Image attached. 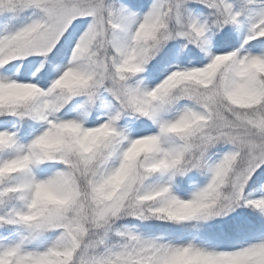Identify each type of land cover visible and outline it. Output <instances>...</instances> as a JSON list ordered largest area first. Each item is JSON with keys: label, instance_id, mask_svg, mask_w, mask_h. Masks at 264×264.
<instances>
[{"label": "snow or ice", "instance_id": "1", "mask_svg": "<svg viewBox=\"0 0 264 264\" xmlns=\"http://www.w3.org/2000/svg\"><path fill=\"white\" fill-rule=\"evenodd\" d=\"M0 264H264V0H0Z\"/></svg>", "mask_w": 264, "mask_h": 264}]
</instances>
